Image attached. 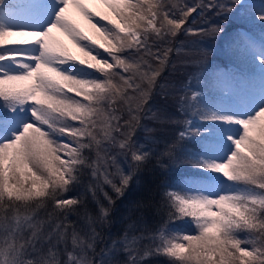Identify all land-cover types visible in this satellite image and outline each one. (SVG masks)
Returning <instances> with one entry per match:
<instances>
[{
    "label": "snow or ice",
    "instance_id": "obj_1",
    "mask_svg": "<svg viewBox=\"0 0 264 264\" xmlns=\"http://www.w3.org/2000/svg\"><path fill=\"white\" fill-rule=\"evenodd\" d=\"M197 10L215 22L190 26ZM181 33L236 64L214 65L213 47L183 62L199 68L186 80L161 83ZM147 113L175 134L159 139ZM153 159L169 179L106 231ZM156 257L264 264V0H0V264Z\"/></svg>",
    "mask_w": 264,
    "mask_h": 264
},
{
    "label": "rangeland",
    "instance_id": "obj_2",
    "mask_svg": "<svg viewBox=\"0 0 264 264\" xmlns=\"http://www.w3.org/2000/svg\"><path fill=\"white\" fill-rule=\"evenodd\" d=\"M186 2H192V0H186ZM89 7H92L94 9L99 7L102 10L106 11V9H103V7L99 5L90 4ZM73 15L75 19L83 23L82 19L78 15H76L75 13H73ZM205 19L213 21V22H215L216 20V18L213 17L210 13L207 15L206 18L202 19L199 16V10H197V12H194L191 14L189 24L192 27L206 26L204 23ZM239 26H240V22L234 19L227 25L228 31L232 32L236 27H239ZM54 35L58 39H60L64 44H66L71 51L79 55L77 49H75L71 45V43L67 40V38H65L62 34L58 32L54 33ZM174 44L177 47H182L184 51H182L179 54L173 51V53L171 54L170 63L166 66L165 70L162 73V76L159 78L161 83H172V82L186 80L189 74L198 71L199 68L196 65L186 64L183 62L194 59V58L202 59L204 52L211 51L213 47L215 48V52L213 55L208 56L207 59L211 61L214 65L222 66L225 63V61H228L227 66L229 67H231L232 64H236V61L234 60V58L226 54L223 48V45L221 44L220 46H217L215 41L211 37H208V36L190 37V36H185L183 33H181L179 34L178 39L174 41ZM173 65H175V67H173ZM150 107H152L153 110L159 107V97L158 96L155 98V100L150 102ZM124 110H126V106ZM170 111L174 112V109H170ZM174 114L177 117L179 116L175 112ZM150 117H151V113L144 114L142 118V123L147 125L148 127H156L158 129L156 135H158L162 140L163 133L168 124L160 125L159 123H157L155 120L151 119ZM138 132H139L140 142L143 143L144 142V138L142 137L143 131L138 130ZM76 191H79V189H77ZM91 202L92 201L89 199L88 204H91Z\"/></svg>",
    "mask_w": 264,
    "mask_h": 264
},
{
    "label": "trees",
    "instance_id": "obj_3",
    "mask_svg": "<svg viewBox=\"0 0 264 264\" xmlns=\"http://www.w3.org/2000/svg\"><path fill=\"white\" fill-rule=\"evenodd\" d=\"M177 118L179 119L180 117L178 116ZM168 125L165 128L163 137L161 136L162 140L170 139L177 130L176 125H171V124H168ZM142 137L144 138V133L142 134ZM159 147H163V145L161 144L159 145ZM167 179H169L168 171L166 169H161L159 166H157L155 164V159H153L147 165L146 169L141 173L139 177V183H137L136 181H133V184L127 191L125 197L122 200L117 202V211L115 213V220L113 224L111 225V227L109 229H106V231H109L112 234H116V235L120 234L123 228V224L121 223V217L124 214L127 205L132 201L145 198L149 191L155 190L158 185H160L162 182H164ZM88 208L89 210H92L95 208V205L91 202V204H88ZM144 215H145V219L149 227L155 224L156 221L159 219V217L155 215V210L151 207L145 210ZM176 223L182 224L183 222L177 221ZM148 264H166V261L164 257H156V258L149 260Z\"/></svg>",
    "mask_w": 264,
    "mask_h": 264
}]
</instances>
